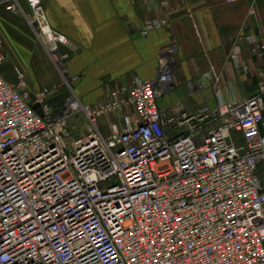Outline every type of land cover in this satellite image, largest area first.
I'll list each match as a JSON object with an SVG mask.
<instances>
[{"label": "built area", "instance_id": "obj_1", "mask_svg": "<svg viewBox=\"0 0 264 264\" xmlns=\"http://www.w3.org/2000/svg\"><path fill=\"white\" fill-rule=\"evenodd\" d=\"M8 1L59 80L33 95L21 69L16 83L0 75V264H264V81L248 98L228 102L216 88L214 107L168 113L159 100L173 89V39L154 80L84 105L67 72L74 48L42 0H25L28 13ZM248 39L264 57V43ZM240 51L237 38L235 64ZM110 114L103 134L98 120ZM79 118L85 132L74 136Z\"/></svg>", "mask_w": 264, "mask_h": 264}, {"label": "crops", "instance_id": "obj_2", "mask_svg": "<svg viewBox=\"0 0 264 264\" xmlns=\"http://www.w3.org/2000/svg\"><path fill=\"white\" fill-rule=\"evenodd\" d=\"M9 4L0 0V54L4 57L0 75L16 83L14 69H21L34 95L58 82V73L44 47H33L22 31L24 26L7 9ZM42 4L51 28L74 48L67 58V72L77 76L73 89L84 105L106 102L110 92L128 86L135 77L154 80L173 39L178 45L173 89L159 100V108L168 113L178 105L187 111L214 107L216 88L222 90L225 101L242 100L254 95L264 81V57L251 52L254 44L248 39L252 36L264 43V0H42ZM160 19L167 23L148 29ZM237 38L241 54L235 64L228 52ZM63 95L60 88L49 99L52 106H58ZM116 117L110 114L98 120L103 134H107V122ZM259 168L264 182V165Z\"/></svg>", "mask_w": 264, "mask_h": 264}, {"label": "rangeland", "instance_id": "obj_3", "mask_svg": "<svg viewBox=\"0 0 264 264\" xmlns=\"http://www.w3.org/2000/svg\"><path fill=\"white\" fill-rule=\"evenodd\" d=\"M19 1V4L21 5V7L24 9V11L26 13L29 12V9L26 8L25 4H23V0H18ZM12 15H14V17H17V19L19 20L18 22H20L21 25H23L24 29L22 30L24 32V34L27 35V38L29 37V39L32 41V45L33 47H38L40 46L41 44L37 41L35 35L33 34V32L31 31L30 27L28 26V24L26 23V21H24L25 19L21 16V15H16V14H13L11 13ZM28 41V39H27ZM47 59V58H46ZM71 124L75 123L74 125H71L69 126V130L72 131L73 133H78V134H81L82 132L84 133L85 132V127H86V123L83 119L79 118L78 120H72L70 122Z\"/></svg>", "mask_w": 264, "mask_h": 264}, {"label": "water", "instance_id": "obj_4", "mask_svg": "<svg viewBox=\"0 0 264 264\" xmlns=\"http://www.w3.org/2000/svg\"><path fill=\"white\" fill-rule=\"evenodd\" d=\"M33 108H34L38 113L41 112V111L39 110V105H38V104H34V105H33Z\"/></svg>", "mask_w": 264, "mask_h": 264}]
</instances>
